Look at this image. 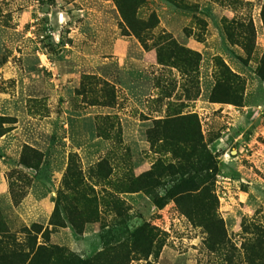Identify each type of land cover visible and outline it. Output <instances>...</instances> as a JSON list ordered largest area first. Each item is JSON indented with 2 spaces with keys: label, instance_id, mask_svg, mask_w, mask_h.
Returning a JSON list of instances; mask_svg holds the SVG:
<instances>
[{
  "label": "rangeland",
  "instance_id": "obj_1",
  "mask_svg": "<svg viewBox=\"0 0 264 264\" xmlns=\"http://www.w3.org/2000/svg\"><path fill=\"white\" fill-rule=\"evenodd\" d=\"M124 1L147 48L114 0H0V238L58 264H264V0ZM161 37L194 54L185 74ZM217 58L237 106L210 100Z\"/></svg>",
  "mask_w": 264,
  "mask_h": 264
},
{
  "label": "trees",
  "instance_id": "obj_2",
  "mask_svg": "<svg viewBox=\"0 0 264 264\" xmlns=\"http://www.w3.org/2000/svg\"><path fill=\"white\" fill-rule=\"evenodd\" d=\"M117 4V8L120 12L124 25L129 29V31L140 41L144 48H147V40L149 39L148 31L155 26V23L152 21V17L150 20L152 23L146 22V24L138 23L134 20V16L132 15L133 7H130L125 4L124 0H114ZM181 4V3H180ZM261 20L263 23L264 29V6L261 10ZM227 28V35L228 38L231 37V33L229 32V27ZM246 30L249 32V37L242 42H240L241 46L245 51H247L253 44V36H254V29L252 26L251 21L249 20L246 24ZM154 47H156V56H157V63L166 65H172L180 70L181 73L185 74V70L187 67L191 68L194 62V54L184 50L182 47L178 46L172 39H164L161 37L154 43ZM214 66L217 69L216 72V82L214 88L210 95V100L214 102L220 103H227L232 105H239L242 101L243 97V90H244V82L243 79L238 76L237 74L231 72L228 67L217 58V61L214 62ZM256 74L258 77H264V53L258 63V67L256 68ZM220 91V92H219ZM220 93V95H219ZM220 96V97H219ZM175 118V117H174ZM173 117H165L160 120L162 123H170L174 120H179L180 118L174 119ZM174 119V120H173ZM199 142L198 135L193 136L191 139L186 138L183 142L186 148L192 147L193 144H197ZM177 151H180V148H177ZM184 152V151H181ZM208 163V158L206 161ZM186 189L183 192H191V191H201L199 185H188L185 187ZM173 194V192H171ZM154 205L157 208H161L164 205V202L160 198H155L153 200ZM32 233L34 231L32 230ZM37 233V232H35ZM8 238H0V258H4L5 256L11 258H18L22 257V260L18 264H35L37 257L39 256L40 252H44L45 254H49L47 260H52L53 264H58L61 262V259H65L59 254L58 252H54L53 247L44 246V245H37L36 246V236L35 235H28V242L29 245L26 247V251H22L18 249V244L16 243L12 246L10 243H6ZM257 254V260L261 258V248L255 249ZM31 255V258L28 262H26L27 258ZM51 255H54L53 258H50ZM70 260V259H69ZM71 263L68 261V264Z\"/></svg>",
  "mask_w": 264,
  "mask_h": 264
}]
</instances>
